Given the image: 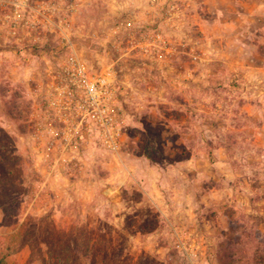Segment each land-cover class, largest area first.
<instances>
[{
  "label": "rangeland",
  "instance_id": "rangeland-1",
  "mask_svg": "<svg viewBox=\"0 0 264 264\" xmlns=\"http://www.w3.org/2000/svg\"><path fill=\"white\" fill-rule=\"evenodd\" d=\"M35 1L53 32L0 28V264H264V0ZM66 40L95 69L144 50L120 59L122 149L54 166L36 122Z\"/></svg>",
  "mask_w": 264,
  "mask_h": 264
},
{
  "label": "built area",
  "instance_id": "built-area-1",
  "mask_svg": "<svg viewBox=\"0 0 264 264\" xmlns=\"http://www.w3.org/2000/svg\"><path fill=\"white\" fill-rule=\"evenodd\" d=\"M35 3L41 8L33 6L30 0H0V28L7 26L16 41L27 34L37 42L41 37L40 23L53 32L51 24L55 23V18L62 21L63 17H55L52 2ZM161 38L160 32L155 33L157 44L150 43L155 47L154 52L161 48ZM65 45L66 50L61 52L56 48L54 51L61 53L46 62L44 80L40 82L42 107L36 122L37 134L52 152L54 166L69 165L75 154L86 146L111 152L122 149L124 119L119 93L120 59L136 47L144 48L141 41L131 43V48L120 58L95 69L70 40H66Z\"/></svg>",
  "mask_w": 264,
  "mask_h": 264
},
{
  "label": "trees",
  "instance_id": "trees-1",
  "mask_svg": "<svg viewBox=\"0 0 264 264\" xmlns=\"http://www.w3.org/2000/svg\"><path fill=\"white\" fill-rule=\"evenodd\" d=\"M144 153L148 156L149 154H148V151H144ZM60 231H64V229L63 230H61V229H59ZM45 244L46 245H48L49 244V248L52 246V243H49L48 241H46L45 240ZM67 248L69 249V245L68 244H63V245H59V249L62 251V254H63V256H65V258L67 257L66 256V253H67ZM64 264H69L68 263V258L65 260V263Z\"/></svg>",
  "mask_w": 264,
  "mask_h": 264
},
{
  "label": "crops",
  "instance_id": "crops-1",
  "mask_svg": "<svg viewBox=\"0 0 264 264\" xmlns=\"http://www.w3.org/2000/svg\"><path fill=\"white\" fill-rule=\"evenodd\" d=\"M148 159H146V161H147ZM152 185H154V183L152 184ZM147 194H148V192H147ZM152 198V197H151ZM153 199V198H152ZM185 210H186V212H188L187 214H190V213H192V211H193V209H192V207L190 206L189 208H185Z\"/></svg>",
  "mask_w": 264,
  "mask_h": 264
}]
</instances>
